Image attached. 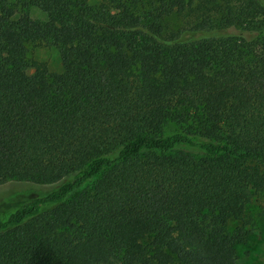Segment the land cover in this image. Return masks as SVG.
<instances>
[{
    "label": "trees",
    "instance_id": "1",
    "mask_svg": "<svg viewBox=\"0 0 264 264\" xmlns=\"http://www.w3.org/2000/svg\"><path fill=\"white\" fill-rule=\"evenodd\" d=\"M7 185L41 191L0 212V264H237L264 190V0H0Z\"/></svg>",
    "mask_w": 264,
    "mask_h": 264
},
{
    "label": "rangeland",
    "instance_id": "2",
    "mask_svg": "<svg viewBox=\"0 0 264 264\" xmlns=\"http://www.w3.org/2000/svg\"><path fill=\"white\" fill-rule=\"evenodd\" d=\"M140 11L143 12V9H140ZM30 17L33 20L38 21L47 20L46 16L36 9L30 10ZM171 21H173V23L175 22L176 25L180 24V21L175 19V17L174 19H171ZM26 47L28 51L26 58L29 61L36 60L46 63L48 70L51 73L62 72L60 60L58 59L59 56L54 48L46 47L42 44L27 45ZM31 73V70H27V74L31 75ZM180 126L181 125L175 122H171L167 125L165 131L167 134L176 132L180 129ZM90 185H88L84 190H88L90 188ZM36 189L37 188L31 186L29 188H18L8 185L4 186V188L0 189V212L5 213L6 211H8L9 207H12L13 205L21 201L25 196L30 197L32 195L40 193L41 190ZM12 192H14L15 196L6 201L3 197L6 196V193ZM252 198V202L247 209V215L251 220L250 235L245 245H238L235 248L237 255V264H264V190Z\"/></svg>",
    "mask_w": 264,
    "mask_h": 264
}]
</instances>
